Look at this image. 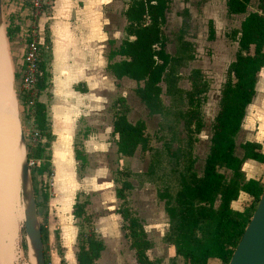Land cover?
Returning a JSON list of instances; mask_svg holds the SVG:
<instances>
[{"label": "trees", "instance_id": "1", "mask_svg": "<svg viewBox=\"0 0 264 264\" xmlns=\"http://www.w3.org/2000/svg\"><path fill=\"white\" fill-rule=\"evenodd\" d=\"M251 1H224L227 14L245 15L238 28L231 32L236 51L225 68L224 79L220 84L216 112L209 126L208 152L202 173L197 175L187 163L183 171L176 175L175 186H165L156 193L167 219L160 239L172 247L174 256L180 257L182 264H209L210 259L217 260L218 264H227L264 186V175L258 180L245 179L240 169L245 159L255 160L264 166V154L260 152L259 145L248 141L240 143L241 156L234 154V136L241 126L245 108L254 96L256 78L264 65V0H254L253 7ZM170 2L129 0L123 11L126 21L124 37L106 56V69L115 78L126 77L141 82L134 88V93L151 113L164 109L160 99V82L173 60L161 38ZM250 6L253 9L247 11ZM208 32L210 37L213 36L211 24ZM11 33L7 27V39H10ZM115 56L119 60L113 61ZM48 57L47 51L41 53L36 82L38 93L49 86V73L46 71ZM16 64L13 79L19 78L22 56ZM191 75V87L184 91L187 108L178 112L188 134L198 133L203 126L199 106L204 97L200 95L208 89L207 83L200 79L198 70H192ZM16 99L23 117L31 125L30 129L37 133V141L33 146L28 145L26 152L27 158L32 157L41 162L29 168L33 185L36 175H51L48 147L53 136L45 104L36 100L32 111L28 113L24 108L25 96L22 91L17 90ZM111 134L115 138L116 152L120 155L131 156L137 147L145 149L147 146L143 122H128L125 110L114 116ZM74 157L82 160V151L74 148ZM130 188L128 181L114 188L115 199L120 202L115 212L120 216V229L129 240L135 262L151 264L146 256L150 242L140 219L121 206L125 192ZM36 189L33 186L36 207L47 205V191ZM240 191L248 194L252 200L242 210H235L230 207V202L237 198ZM37 196L40 201L36 200ZM89 205L88 198L79 200L76 193L71 210L72 217L80 219V223H76V264H95L104 248L101 238L93 229ZM39 226L43 247L47 229L40 223ZM43 256L47 264L44 247ZM63 262L60 256L59 263Z\"/></svg>", "mask_w": 264, "mask_h": 264}, {"label": "rangeland", "instance_id": "2", "mask_svg": "<svg viewBox=\"0 0 264 264\" xmlns=\"http://www.w3.org/2000/svg\"><path fill=\"white\" fill-rule=\"evenodd\" d=\"M224 1L171 0L161 30L165 50L173 57L160 82V99L164 106L162 111L149 112L134 93V88L141 85V82L126 77H123L121 84L113 88L107 95L108 103L103 108L105 110L103 117L95 116L94 129L97 138H101V141L107 142L109 145L103 158L106 169L100 173L101 179H98L96 186L98 190L91 191L92 186L90 188L88 186L84 192L78 193L79 200L89 199L88 212L92 221L93 218L104 215V207L117 209L120 204L118 200L114 204L108 202L109 198L106 196L108 189L106 186L101 189L99 184L107 185L105 182L112 180L115 188L119 187L123 181H128L131 188L125 192V200L121 206L129 209L142 222L148 220V223H151L152 221L155 226H145L147 237L153 243L158 242L159 235L163 232L164 220L161 214L162 202L158 200L156 193L165 186H175L176 175L183 171L187 163L197 175L202 173L203 162L208 152L209 126L216 112L220 84L224 79L225 68L233 59L236 51V44L231 40V32L238 28L239 22L245 15L227 14ZM253 5L254 0L251 1V6L253 7ZM251 6L247 11L253 9ZM1 8L2 26L13 73L17 70L16 62H20L24 49L26 38L24 31L31 23L29 0H1ZM209 24L213 27V36L211 37L208 32ZM7 27L12 31L10 39L6 37ZM116 45L112 48H115ZM192 70L199 71L200 79L207 83L208 89L205 94L200 95V97H204L199 106L203 126L198 133L188 134L178 112H183L187 108L184 91L191 87ZM18 87V79L12 78V89L17 108L16 122H19L27 152L28 145L33 146L37 141V134L35 141L32 142L30 138L31 125L23 117L21 107L16 99ZM123 110H125L128 122H143L147 146L145 149L137 147L131 156L120 155L119 157L118 155L114 156V153H117L115 138L111 134V128L108 130V127H111L114 116ZM75 145L80 146V143ZM234 154L241 155L239 147L234 149ZM40 163L38 161L37 165ZM56 183L51 175L43 174L33 178L32 186L38 191L46 190L50 198L54 196L53 185L55 184L56 187ZM109 189L111 188L109 187ZM57 191H59L58 188H56ZM100 196L103 197V200ZM36 200L40 201V197L37 196ZM101 201L104 202L101 203ZM18 206L21 211L20 218L19 216L16 218L13 246L15 260L12 264H28L29 255L22 227L21 199H19ZM55 207L56 205L49 204V199L47 205L37 206L38 221L47 229L43 242L47 264H55L54 258L58 264L57 253L60 242L55 237L57 227L73 223V220H69V218H67V222L57 221V216L54 214ZM78 222L80 223V219H76V223ZM145 225L147 224L145 223ZM99 236L105 247L100 252L95 264H106L105 260L112 249L113 239L110 240L105 234ZM69 264H75L74 259L70 260Z\"/></svg>", "mask_w": 264, "mask_h": 264}, {"label": "crops", "instance_id": "3", "mask_svg": "<svg viewBox=\"0 0 264 264\" xmlns=\"http://www.w3.org/2000/svg\"><path fill=\"white\" fill-rule=\"evenodd\" d=\"M128 2L50 0L47 11L37 21L40 39L48 44L46 71L49 73V86L38 93L36 100L46 106L53 136L48 147L49 165L52 179L57 182L56 187L53 185L54 196L48 199L49 204L56 205L54 214L57 221L67 222V218L73 220V223L57 227L56 238L60 242L58 264L60 256L63 264H69L74 259L78 228L71 210L76 193L84 192L88 186H92L91 191L98 190L96 186L98 179H101L100 173L106 169L103 158L109 145L98 139L94 132L95 116L103 117V108L108 103L107 95L122 82L123 77L115 78L106 69V56L124 37L126 21L123 11ZM112 60L117 61L119 57L115 56ZM246 141L258 144L260 152L264 154V65L256 78L254 96L246 106L241 126L234 136L235 148ZM78 142L80 146L75 145ZM74 148L82 151V160L75 159ZM115 155L120 157L118 153ZM240 169L245 179L258 180L264 175V166L252 159L243 160ZM105 184L100 183L99 186L101 189L107 187L108 202L114 204L113 182L110 180ZM56 188L59 191L56 192ZM100 198L103 200V197ZM251 200L248 194L240 191L237 198L230 202V207L242 210ZM104 208V215L93 218V229L98 236L105 234L110 240L113 239L105 263L137 264L133 250L129 248V240L120 229V216L115 208ZM161 214L166 227L167 219L162 211ZM141 224L146 236L145 226H155L148 220L141 221ZM160 238L153 243L147 237L150 247L146 250V256L151 264H182L181 258L174 256L172 247ZM209 264H218V261L210 259Z\"/></svg>", "mask_w": 264, "mask_h": 264}, {"label": "bare ground", "instance_id": "4", "mask_svg": "<svg viewBox=\"0 0 264 264\" xmlns=\"http://www.w3.org/2000/svg\"><path fill=\"white\" fill-rule=\"evenodd\" d=\"M3 26L0 27V264L15 260L16 218H20V163L22 146L16 122L12 69ZM22 215V214H21ZM23 217V216H22ZM18 218V219H19ZM18 231V230H17ZM16 242V241H15ZM16 245V244H15ZM15 263V262H14Z\"/></svg>", "mask_w": 264, "mask_h": 264}, {"label": "water", "instance_id": "5", "mask_svg": "<svg viewBox=\"0 0 264 264\" xmlns=\"http://www.w3.org/2000/svg\"><path fill=\"white\" fill-rule=\"evenodd\" d=\"M1 26L2 8L0 0V27ZM19 138L23 149L19 175L21 187L20 199L23 216L22 227L29 255L28 264H45L37 207L35 204L30 169L27 165V156L22 131H20ZM227 264H264V186Z\"/></svg>", "mask_w": 264, "mask_h": 264}, {"label": "built area", "instance_id": "6", "mask_svg": "<svg viewBox=\"0 0 264 264\" xmlns=\"http://www.w3.org/2000/svg\"><path fill=\"white\" fill-rule=\"evenodd\" d=\"M50 0H29V14L31 23L24 31L25 41L22 53V66L19 71L18 90L22 91L25 100L24 108L30 113L36 101L38 91L36 88L38 64L41 60V53L48 50V44L40 39L37 21L40 15L48 9ZM36 132L30 134L31 141H35ZM38 161L32 157L27 158V165H37Z\"/></svg>", "mask_w": 264, "mask_h": 264}]
</instances>
